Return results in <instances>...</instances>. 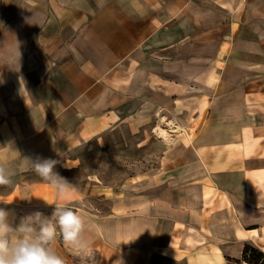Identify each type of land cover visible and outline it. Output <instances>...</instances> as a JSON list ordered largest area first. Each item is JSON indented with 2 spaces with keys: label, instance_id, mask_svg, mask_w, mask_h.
<instances>
[{
  "label": "crops",
  "instance_id": "crops-1",
  "mask_svg": "<svg viewBox=\"0 0 264 264\" xmlns=\"http://www.w3.org/2000/svg\"><path fill=\"white\" fill-rule=\"evenodd\" d=\"M164 117L180 128L158 168L117 187L64 176L61 193L19 171L40 157L73 172L91 140ZM0 157L13 228L55 222L56 205L85 221L86 252L52 244L65 264H249L247 243L264 251V0H0Z\"/></svg>",
  "mask_w": 264,
  "mask_h": 264
},
{
  "label": "clouds",
  "instance_id": "clouds-1",
  "mask_svg": "<svg viewBox=\"0 0 264 264\" xmlns=\"http://www.w3.org/2000/svg\"><path fill=\"white\" fill-rule=\"evenodd\" d=\"M24 159L27 164L21 165L19 171L34 172L58 192L67 190L68 182L54 171L57 160ZM15 174L7 159L0 157V186L11 185V177ZM8 216L9 213L0 208V264H65V260L52 248L58 233L65 245L81 253L88 249V243L82 238L85 221L70 207L56 205L52 215L55 222L35 212L24 217L15 228L10 225Z\"/></svg>",
  "mask_w": 264,
  "mask_h": 264
},
{
  "label": "rangeland",
  "instance_id": "rangeland-1",
  "mask_svg": "<svg viewBox=\"0 0 264 264\" xmlns=\"http://www.w3.org/2000/svg\"><path fill=\"white\" fill-rule=\"evenodd\" d=\"M233 73L240 75L239 70L234 69ZM161 121L156 120L153 126L138 132L121 126L110 132L103 141L91 140L80 149L82 160L75 171L69 172L58 167L54 171L61 177H69L77 186L83 185L88 177L93 176L106 185L116 187L133 175L155 171L160 164V156L166 150V140L170 137H160L154 131ZM92 201L98 199L94 197ZM103 204L108 202L103 201Z\"/></svg>",
  "mask_w": 264,
  "mask_h": 264
},
{
  "label": "trees",
  "instance_id": "trees-1",
  "mask_svg": "<svg viewBox=\"0 0 264 264\" xmlns=\"http://www.w3.org/2000/svg\"><path fill=\"white\" fill-rule=\"evenodd\" d=\"M243 259L249 264H264V251L247 243L243 250Z\"/></svg>",
  "mask_w": 264,
  "mask_h": 264
},
{
  "label": "bare ground",
  "instance_id": "bare-ground-1",
  "mask_svg": "<svg viewBox=\"0 0 264 264\" xmlns=\"http://www.w3.org/2000/svg\"><path fill=\"white\" fill-rule=\"evenodd\" d=\"M179 128L180 126L176 120L164 117L163 121L154 127V131L158 136L167 138L171 135V132L177 131Z\"/></svg>",
  "mask_w": 264,
  "mask_h": 264
}]
</instances>
